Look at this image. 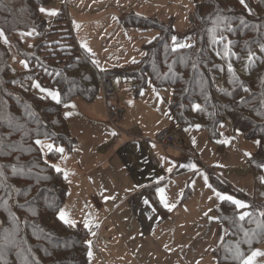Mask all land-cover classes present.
Wrapping results in <instances>:
<instances>
[{
	"label": "rangeland",
	"instance_id": "obj_1",
	"mask_svg": "<svg viewBox=\"0 0 264 264\" xmlns=\"http://www.w3.org/2000/svg\"><path fill=\"white\" fill-rule=\"evenodd\" d=\"M195 2L51 0L41 7L48 10L41 12L46 26L50 28L48 32L36 40L34 28L17 34L28 46H38L34 65L38 79H29L30 88L47 100L56 101L41 88L57 92L61 99L59 87L53 85L58 79L65 77V82L72 83L82 74L91 78L93 68L83 67L81 56L87 57L84 59L88 61L90 59L101 71L124 72L119 76H113L112 72L102 74L101 82L105 78L113 81L117 102L127 109L125 115L117 120L111 118L101 84L93 102L77 97L63 103V114L78 142L72 149L62 143L41 139L45 145L64 149L57 158H53L50 155L52 151L41 148L44 157L58 166L68 181L67 197L60 208L64 210L66 220H71L74 225L79 222L88 225V264H195L197 244L201 238L210 239L211 245H216L223 238L226 229L215 211L221 200L216 193L220 192L205 179L204 171L183 177L179 174L181 170L174 172L177 170L174 167L166 180L165 173L170 172L173 164L171 159L168 160L170 155L183 162L184 171H194L198 162L186 152L195 150L217 175L228 180L233 190L251 198L254 179L257 177L261 182V177H264V164L257 169L251 163V154L256 152L258 140L247 138L245 132L234 129L227 121L219 126L220 136L217 139L211 137L203 122L186 128L184 142L176 147L181 151L180 155L166 148L169 150L165 158L160 150L163 145L155 141L156 135L171 126L174 120L171 112L172 89L169 86L158 88L150 80L145 85L135 84L141 82L142 75L138 72L142 71L147 59L145 47L161 30L155 29L150 22L134 23L136 20L132 18H129V23L133 25H125L121 18L126 12H134L157 18L162 25L173 27L175 31L171 28L169 31L171 40L167 38V43L159 50V71L161 74L171 72L173 77L188 80L192 67H198V71L210 70L212 64L209 58L213 56V47L208 42H201L202 35L204 40L207 36L200 26H197L196 41L189 46L192 43L185 33L192 27ZM53 11L56 14L50 15ZM59 11L65 13L66 21H56ZM173 37L176 38L175 44ZM185 37L186 40H181ZM6 44L12 64L25 73L29 67L28 60L18 55L13 44ZM80 47L88 51L89 56ZM134 73L141 76L140 79L134 77ZM37 84L39 88L35 86ZM177 87L180 89L178 100L185 90ZM189 98V102H180L184 110L200 103L191 96ZM153 111L155 114L148 118ZM120 134H127L131 140L123 145L126 148L118 155L109 158L112 169L103 173L89 171L93 164L107 159ZM150 181L152 183L148 184ZM131 185L142 187L145 193L147 186H150V193L163 189L167 201H171L176 194L171 205L174 206L171 210L161 207L155 197L134 193L137 189L133 191L135 188ZM226 194L246 204L234 192ZM253 250L264 252V241ZM206 257L209 261L214 259L209 250ZM257 264H264V257H257Z\"/></svg>",
	"mask_w": 264,
	"mask_h": 264
},
{
	"label": "trees",
	"instance_id": "obj_2",
	"mask_svg": "<svg viewBox=\"0 0 264 264\" xmlns=\"http://www.w3.org/2000/svg\"><path fill=\"white\" fill-rule=\"evenodd\" d=\"M50 1L0 0V30L5 33L6 43L13 44L18 55L29 62L25 73L17 70L7 44L0 38V264H88L89 261L88 228L81 222L73 226L59 219L68 181L44 157L35 141L49 139L72 149L78 142L68 127L63 103L76 97L93 102L100 92L102 74L112 72L113 76H119L124 72L98 70L90 59L81 56L82 66L93 68L91 78L82 74L72 83L65 82V77L55 81L53 85L60 89L59 102L33 93L29 79L37 78L34 65L38 46H28L17 34L34 28L36 40L48 32L50 28L40 8ZM244 1L242 4L240 0H196L192 27L185 34L192 46L197 26L202 27L207 40L202 35L201 42L213 47V56L209 58L210 70L198 71V67H192L188 80L159 71V50L167 38L171 40L169 31L171 28L174 32L173 27L134 12H126L121 20L125 25H133L129 18L136 20L134 23L150 22L161 30L145 47L147 59L138 72L142 77L133 74L138 79L141 77V82L135 85H145L150 80L158 88L171 87L173 122L184 130L203 122L211 137L217 139L219 126L227 121L234 129L245 132L247 138L257 139L260 143L251 154V163L261 169L264 164V51H261L264 0ZM66 20L65 13L59 11L56 21ZM177 86L185 90L178 100ZM190 96L200 102L199 108L184 110L180 102H189ZM50 155L57 158L60 153L53 150ZM210 182L222 193L241 195L215 173H210ZM253 199L248 201V214L243 219L242 209L230 200L223 199L215 206L218 219L228 229L224 240L213 250L219 264H241L236 258L237 247L246 256L263 241L260 202L264 204V197L258 189Z\"/></svg>",
	"mask_w": 264,
	"mask_h": 264
},
{
	"label": "crops",
	"instance_id": "obj_3",
	"mask_svg": "<svg viewBox=\"0 0 264 264\" xmlns=\"http://www.w3.org/2000/svg\"><path fill=\"white\" fill-rule=\"evenodd\" d=\"M85 50L83 47L81 48L80 47V50ZM86 54H87V56H89V52L88 51H84ZM99 70V69H98ZM77 98V97H76ZM81 98V97H80ZM126 108V107H125ZM127 110V109H126ZM126 112V111H125ZM153 114H155V111H153L150 115H148V118H150ZM125 115V114H124ZM174 123V122H173ZM184 130V129H183ZM184 134H185V136H184V139H185V137L187 136V132H186V129L184 130ZM132 135V134H131ZM226 134H224V136H225ZM120 138V139H119ZM145 138V137H144ZM142 139V138H141ZM131 140V138L130 137H128L127 136V134H120L119 135V137H118V140L116 141V142H114V144H113V146L111 147V151L109 152V155H108V157H107V159L105 160V161H102L101 163H98V164H93L92 165V167L90 168V170L89 171H97V172H99V173H103V172H108L110 169H112L111 168V165H109V158L112 156V155H114V154H117L120 150H123V149H125L126 147H123V145L124 144H127L129 141ZM183 142H184V140H183ZM182 142V143H183ZM162 145V144H161ZM180 146V145H179ZM179 146H176V147H179ZM164 147V148H163ZM163 147H161L160 148V150L162 151V154L165 156V158H167V155H166V152H167V150H171V152L172 153H175V154H178V155H180L181 154V151H179L178 149H176V147H172V146H164L163 145ZM258 147V146H257ZM166 148H169V149H167L166 150ZM172 148V149H171ZM171 153V154H172ZM188 155H190V156H194V158L197 160V164H196V167H195V170L194 171H184L183 170V168H182V164H183V162L181 161V160H177V159H174V158H171V155L168 157V160L169 159H171V161L173 162V164L171 165V170H170V172L169 173H165V178H166V180L168 179V175L170 176V173H171V171H172V169H174V167H175V170H176V167H177V170L176 171H174V172H178V170H181L180 171V173L179 174H181V175H183V177H188V176H191V174L194 172V173H198L199 171H204L205 172V175H206V180L207 181H209V183L211 184V182H210V173H215L214 171H213V168H210L206 163H204V161L201 159V157L199 156V153L198 152H196L195 150H190V151H187L186 152ZM98 154H100V152L98 153ZM118 155V154H117ZM149 155H151V151H149ZM156 160H158V158L156 157L155 158ZM154 160V159H153ZM173 172V173H174ZM216 174V173H215ZM217 175V174H216ZM221 177V176H220ZM222 179H224L226 182H228V180H226V178H223V177H221ZM104 181V180H103ZM148 184L149 183H152V181H150V182H147ZM229 183V182H228ZM106 184V182L104 181V184L103 185H105ZM117 185V183H115V186ZM183 185H184V183H183ZM212 185V184H211ZM230 185V184H229ZM102 186V185H101ZM131 186H133L135 189L133 190V191H135L136 189V191L134 192V193H136L137 195L138 194H143V195H145V197H147L146 195H149V196H152V197H155V200L159 203H161L160 204V206L162 207V206H165L164 205V203L161 201V198H160V192L158 191L159 190V188L157 189V192L155 191L154 193H150V186H147L146 188L147 189H145V191H146V193L145 192H143L141 189H142V187H136L135 185H131ZM213 186V185H212ZM256 189H258L261 193H262V195H263V197H264V183H262V182H260L259 180H258V178L256 177L255 179H254V181H253V196H252V198L249 196V195H247V194H245V193H243V192H240V191H236V190H234L236 193H240L241 195H238V196H240V197H242L245 201H246V205H248V201H251V200H254L253 198H254V196H255V192H256ZM126 191V190H125ZM220 192V191H219ZM112 193V192H111ZM221 194H222V196H230V195H227L226 193H222V192H220ZM237 195V194H236ZM125 196L126 197H129V195L128 194H126L125 193ZM232 197V196H231ZM175 199H176V194L175 195H173V197H172V200L171 201H167L168 203H170V206L174 203V201H175ZM223 199H221L220 200V202L222 201ZM219 202V203H220ZM260 206L262 207V209H261V212L263 211V208H264V204L262 203V202H260ZM260 212V213H261ZM241 214L243 215V217H245L247 214H248V212L246 211V208H244V209H242L241 210ZM217 218H218V216H217ZM219 220V219H218ZM261 220L263 221V219H262V216H261ZM220 221V220H219ZM220 222H222V221H220ZM264 222V221H263ZM223 223V222H222ZM224 224V223H223ZM225 226V225H224ZM225 233H224V236H223V238L222 239H220V241L215 245V244H212L211 245V240L210 239H207V240H205V239H203V238H201V240H200V242L197 244V247H198V253H197V257H195L194 258V263L195 264H219L218 263V261H217V259L214 257V259L213 260H211V261H209L208 260V258L206 257V255H207V252H208V250H209V252L211 251V253L213 254V250L224 240V238H225V236H226V234L228 233V229L226 228V226H225ZM263 241H264V239H263ZM262 241V242H263ZM261 242V243H262ZM260 243V244H261ZM260 244H258V245H260ZM257 245V246H258ZM255 248V247H254ZM253 248V249H254ZM251 253V252H250ZM249 254V253H248ZM247 254V255H248ZM246 255V256H247ZM214 256V255H213Z\"/></svg>",
	"mask_w": 264,
	"mask_h": 264
},
{
	"label": "snow or ice",
	"instance_id": "obj_4",
	"mask_svg": "<svg viewBox=\"0 0 264 264\" xmlns=\"http://www.w3.org/2000/svg\"><path fill=\"white\" fill-rule=\"evenodd\" d=\"M240 2L243 4V3H244V0H240ZM40 11H41V12H45V11H48V10L45 9V8H41ZM49 14H50V15H55L56 13L53 11V12H50ZM0 38H4L5 42H7V38H6V36H5V33H4L2 30H0ZM175 40H176V38L173 37V42H174V44H175ZM176 47H185V45H176ZM173 50L175 51V47L173 48ZM261 51H264V45L261 46ZM22 63H24V62H22ZM25 66L27 67L26 64H25ZM35 86L38 87V88L40 87L39 84H37V85H35ZM41 91H48V94L51 96V98H52L53 100H56L57 102H59V94H58L57 92L49 91V90H47V89H43V88H41ZM72 107H74V105H72ZM195 107H196V108H199V105H195ZM69 114H70V113H69ZM112 134H113V135H116V133H112ZM35 143L38 144V145H41V148H42V149H43L44 147H46L49 151H53V150H55L56 152H59V153H63V152H64V149H63L62 147L54 148V146H53L52 144H47V145H45V144L43 143V141H41V140H36ZM256 143L259 144L260 142L257 141ZM247 155H250V154H247ZM53 167L55 168V170H56L57 172L61 171V169H60L58 166L53 165ZM205 179H207V178H205ZM261 182H264V177H261ZM209 187H211V185H209ZM158 191L160 192V198H161V201L164 203L165 207H167V208H169V210H171V207H173L174 205H173V206H170V205L167 203V201H166L165 198H164V194H163V193H164V190H163V189H159ZM216 195H217L218 197H220L221 199H225V200H230V201H232V203H233V204L236 206V208H238V209H243V208L248 207V205H246L243 201H241V200H239V199H234V198L231 197V196H221L220 193H216ZM145 203H147V201H145ZM206 215H207V213H206ZM260 215H261V216H264V211H262V212L260 213ZM240 218L243 219V218H244L243 215H242ZM59 219L62 220V221H65L66 223H68V224H70V225H73V226H74V224H73V222H72L71 220H66L65 212H64L63 209H61V210L59 211ZM210 219H211V217H210ZM87 226H88V225L85 224V227H87ZM258 226H260L259 223H258ZM88 243L90 244V241H89ZM89 255H91V253H89ZM257 257H264V252L259 251V250H253V251H251L250 254H248L247 256H245L244 253H242V252L239 251V248H238V247H237V249H236V258H237L238 260H240L241 264H257Z\"/></svg>",
	"mask_w": 264,
	"mask_h": 264
},
{
	"label": "built area",
	"instance_id": "obj_5",
	"mask_svg": "<svg viewBox=\"0 0 264 264\" xmlns=\"http://www.w3.org/2000/svg\"><path fill=\"white\" fill-rule=\"evenodd\" d=\"M102 85L106 106L111 118L113 120L120 119L126 109L121 107L117 102L116 89L114 88L113 81L110 78H105L103 79ZM184 136V130L176 122H172L171 126L163 129L156 135L155 141L164 146L176 147L182 144ZM262 219L264 221V216H262Z\"/></svg>",
	"mask_w": 264,
	"mask_h": 264
}]
</instances>
